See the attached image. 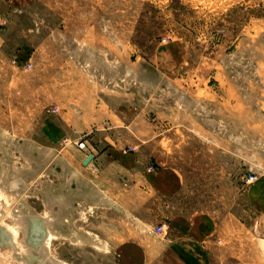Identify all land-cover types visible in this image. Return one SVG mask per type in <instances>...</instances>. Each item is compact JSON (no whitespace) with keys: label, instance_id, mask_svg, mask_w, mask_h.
Here are the masks:
<instances>
[{"label":"rangeland","instance_id":"rangeland-1","mask_svg":"<svg viewBox=\"0 0 264 264\" xmlns=\"http://www.w3.org/2000/svg\"><path fill=\"white\" fill-rule=\"evenodd\" d=\"M0 16L7 54L25 44L37 58L28 70L9 60L0 67V224L20 204L47 213L52 200L92 241L73 242L69 228L52 238V254L66 264H116L114 247L131 225L165 217L123 171L113 169L108 181L83 164L110 136L121 149L164 146L165 157L153 163L177 164L194 178L182 206L213 210L216 264H264L256 208L251 226L237 223L247 208L231 175L245 168L237 141L245 171L264 175V0H0ZM33 72L48 100L12 81L32 82ZM100 110L115 116L98 123ZM130 125L142 134L133 136ZM24 237L21 230L18 246L31 245ZM9 251L0 244V264H24Z\"/></svg>","mask_w":264,"mask_h":264},{"label":"crops","instance_id":"crops-1","mask_svg":"<svg viewBox=\"0 0 264 264\" xmlns=\"http://www.w3.org/2000/svg\"><path fill=\"white\" fill-rule=\"evenodd\" d=\"M6 1L14 4L16 0ZM24 10L16 11L23 12ZM8 29L0 28V67L5 64V60H9L11 64L18 62L19 67L28 70L26 65L37 62L35 53L30 51L29 45L22 44V47H19L13 55L7 54L6 35ZM85 46L86 49L87 47L92 50L95 49V46ZM32 74L34 76L28 78L32 82L27 81V79L20 80L19 77L12 78V81L15 80L17 87L19 82L24 81L28 95L34 99L40 100V94L43 93L48 95L46 99L48 100L50 94L42 88L44 87L42 86L43 83L40 86L42 92L37 89L38 84L42 82L41 74L37 72ZM65 93L66 91L61 92L59 89V98L61 95L62 97L65 96ZM114 116V112L110 115L109 111L102 113L100 110L96 121L103 123L110 119L109 117L114 118ZM160 124L156 126L153 124L150 132L154 135L159 134ZM173 124L177 127L180 124V119L178 118ZM137 130V128L129 126V131L133 136L142 134V131L138 132ZM102 139L106 140V144H103L105 150L88 151L82 162L91 154L94 155V158L85 166L89 167L90 170L97 169L103 174L106 173L107 180L112 179L109 172H112L113 169L123 171L128 177L129 186H134L135 190L138 187L144 189L147 195L146 206L154 212L156 211V214L162 212L163 218L165 217L160 221H154L147 216L144 220L140 219V224L131 225L125 231L128 235L117 241L114 247L116 264H216L221 258V239H219L220 223L213 216V210L206 208L188 211L182 206V202L187 203V198L193 191H190V181L194 178H191L185 169L177 166V164L160 162V165H155L153 163L154 160L158 161L161 157H165L166 149L164 146L121 149L122 140L110 136ZM237 142L238 159L241 161L242 154L245 168L234 174L231 172L234 179L232 192L237 194L236 199L238 198L241 205L245 201L247 210L243 207L242 217L238 216L239 218L236 220L245 228L246 225L251 226L250 206L255 207L257 213L254 222L264 232V175L251 185L246 182V175L248 174L245 171L247 167L246 149L244 145H240V141ZM255 142L261 144L262 140H255ZM173 147L178 148L177 145H173ZM161 225L165 226L164 230L156 235L155 228ZM217 258L219 259L217 260Z\"/></svg>","mask_w":264,"mask_h":264},{"label":"bare ground","instance_id":"bare-ground-1","mask_svg":"<svg viewBox=\"0 0 264 264\" xmlns=\"http://www.w3.org/2000/svg\"><path fill=\"white\" fill-rule=\"evenodd\" d=\"M16 184L18 183L14 182L13 187H15ZM61 202L65 205V200H61ZM56 204L57 203H53L52 200H49V211H47V213L32 212L29 208L27 210L26 205L20 204L15 212L10 216L8 215L9 217L7 220L4 222L2 221L0 224V244L4 245L5 249L9 247L11 250V252L9 251L10 255L12 253L15 255V258L21 260L24 264H66L63 260L55 257L52 254L53 251H50V242L53 237L61 235L67 237L70 228L72 234L69 236L73 242L77 240L79 244H83V242L92 241L84 233L79 230H74L69 217L66 218L62 212H59V205L57 207ZM40 215L43 217L46 227H44ZM21 230H23L31 247L27 246L25 241L22 243L23 245L20 244L21 246L16 244L17 235ZM35 248L37 250H35Z\"/></svg>","mask_w":264,"mask_h":264},{"label":"built area","instance_id":"built-area-1","mask_svg":"<svg viewBox=\"0 0 264 264\" xmlns=\"http://www.w3.org/2000/svg\"><path fill=\"white\" fill-rule=\"evenodd\" d=\"M6 23H7V19L0 16V25H5ZM28 67L31 68L32 67L31 64H29ZM79 147H85V142L81 141L79 143ZM246 176H247L246 182L248 184L258 180L259 178V176L254 172L248 173ZM164 227H165L164 225H161L160 227L157 228V231L158 232L163 231Z\"/></svg>","mask_w":264,"mask_h":264},{"label":"water","instance_id":"water-1","mask_svg":"<svg viewBox=\"0 0 264 264\" xmlns=\"http://www.w3.org/2000/svg\"><path fill=\"white\" fill-rule=\"evenodd\" d=\"M94 158V155L91 154L89 155L84 161H83V164L84 165H87L92 159Z\"/></svg>","mask_w":264,"mask_h":264}]
</instances>
